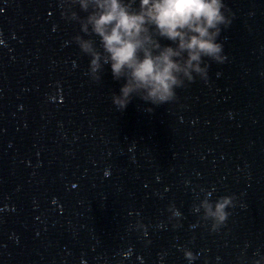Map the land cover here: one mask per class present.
<instances>
[{"label": "water", "instance_id": "water-1", "mask_svg": "<svg viewBox=\"0 0 264 264\" xmlns=\"http://www.w3.org/2000/svg\"><path fill=\"white\" fill-rule=\"evenodd\" d=\"M225 3L228 59L207 82L118 109L124 78L73 39L106 55L82 31L91 8L0 0V264H189L184 247L193 264H264V0ZM208 193L236 196L216 232L195 211Z\"/></svg>", "mask_w": 264, "mask_h": 264}, {"label": "clouds", "instance_id": "clouds-1", "mask_svg": "<svg viewBox=\"0 0 264 264\" xmlns=\"http://www.w3.org/2000/svg\"><path fill=\"white\" fill-rule=\"evenodd\" d=\"M77 2L84 11L92 9L82 31L87 33L90 25L91 31L100 37L106 55L97 52L89 40L80 36L73 39L82 52L91 55L93 72L98 71L103 59L110 63L115 79L124 78L119 94L112 97L118 109H124L133 94L151 105L171 102L184 79L191 83L199 77L207 82L209 61L224 64L228 59L221 34L232 24L235 13L225 0H140L138 12L131 11L124 0ZM149 26L175 47H162L151 35ZM210 197L211 193L206 194L195 211L200 213L199 220L210 222V231L216 232L231 215L229 210L235 206L236 196L222 195L215 200ZM166 211L169 222L175 221L172 227H181L183 213L175 204H168ZM141 224L140 229H144ZM183 255L189 264L198 258L188 247L183 248Z\"/></svg>", "mask_w": 264, "mask_h": 264}]
</instances>
